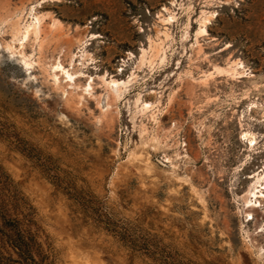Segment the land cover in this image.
<instances>
[{
    "label": "rangeland",
    "instance_id": "374dc122",
    "mask_svg": "<svg viewBox=\"0 0 264 264\" xmlns=\"http://www.w3.org/2000/svg\"><path fill=\"white\" fill-rule=\"evenodd\" d=\"M1 200L39 264H264V0H0Z\"/></svg>",
    "mask_w": 264,
    "mask_h": 264
},
{
    "label": "trees",
    "instance_id": "16d2710c",
    "mask_svg": "<svg viewBox=\"0 0 264 264\" xmlns=\"http://www.w3.org/2000/svg\"><path fill=\"white\" fill-rule=\"evenodd\" d=\"M0 226L7 227L14 233V235L6 234L11 240V245L19 257L18 259L13 260V262L18 261V264H39L34 258V252L38 251V247L35 246L33 237L17 227L22 226V223L18 218L12 217L11 215L7 216L3 210L2 200L0 201ZM3 235H5L4 232ZM0 264H9L8 258L0 255Z\"/></svg>",
    "mask_w": 264,
    "mask_h": 264
},
{
    "label": "bare ground",
    "instance_id": "6f19581e",
    "mask_svg": "<svg viewBox=\"0 0 264 264\" xmlns=\"http://www.w3.org/2000/svg\"><path fill=\"white\" fill-rule=\"evenodd\" d=\"M165 9H166V8H165ZM166 10H167V9H166ZM166 12H168V11H166ZM37 16H38V15H37ZM37 16H36V17H37ZM41 17H42V16H41ZM34 18H35V17H34ZM54 20H55V19H54ZM54 20H53V22H54ZM35 21H36V20H35ZM41 21H42V20H41ZM166 21H167V20H166ZM31 22H32V21H31ZM37 22H38V21H36V23H37ZM39 22H40V21H39ZM57 22H58V21H57ZM40 23H41V22H40ZM13 24H14V23H13ZM13 24H12V25H13ZM31 24H32V23H31ZM56 24H59V23H56ZM18 25H19V23H18ZM29 25H30V24H29ZM32 25H34V24H32ZM13 26H14V25H13ZM13 26H12V27H13ZM19 26H20V25H19ZM20 27H21V26H20ZM36 27H37V26H36ZM38 27H40V25H39ZM54 27H55V25H54ZM13 28H14V27H13ZM16 28H17V27H16ZM16 28H15V29H16ZM24 28H25V27H24ZM37 30H38V29H37ZM13 31H14V30H13ZM21 31H22V30H21ZM28 31H29V30H28V26H26V28H25V30H24V33H23L24 36L28 33ZM30 32H32V31H30ZM34 33H36V29H35V28H34ZM40 33H41V31H40ZM40 33H39V34H40ZM20 34H21V33H20ZM23 34H22V35H23ZM31 34L33 35V33H31ZM15 35H16V34H15ZM42 35H43V34H42ZM30 36H31V35H30ZM38 36H39V35H38ZM27 37H28V36H27ZM28 38H29V37H28ZM33 40H34V39H33ZM35 40H36V39H35ZM35 40H34V41H35ZM40 40H41V39H40ZM40 40H39V41H40ZM41 42H42V41H41ZM14 43H15V42H14ZM21 43H22V42H21ZM38 43H39V42H38ZM38 43H37V45H38ZM42 44H43V43H42ZM22 45H24V44H22ZM7 46H8V45H7ZM10 46H11V44H10ZM39 46H40V45H39ZM14 47H15V46H14ZM20 47H21V46H20ZM23 47H24V46H23ZM153 47H155V46H153V45L150 46L151 49H153ZM12 48H13V47H12ZM15 48H16V47H15ZM15 48H14V49H15ZM155 48H157V47H155ZM18 49H19V48H18ZM158 50H159V46H158L156 52H158ZM18 51L20 52V50H17V52H18ZM145 51H146V50H145ZM156 52H155V53H156ZM22 53H23V52H22ZM25 55H28V54H25ZM144 55H145V52H143V56H142L143 60H144V57H145ZM29 56H30V55H29ZM29 56H28V57H29ZM85 56H86V55H85ZM151 56H152V55H151ZM154 57H155V56H154ZM24 58H25V57H24ZM145 58H146V57H145ZM151 58H152V57H151ZM24 62H25V61H24ZM29 62H30V60H29ZM60 62H61V61H60ZM55 63H56V62H55ZM152 63H153V62H152ZM27 64H28V63H27ZM53 64H54V63H53ZM29 65H30V64H29ZM61 65H62V63H61V64L57 63L56 65H54V67H55V69H57V70H58V68H61V70H66V69H67V68H66V69H63V67H62ZM239 65H240V64H239ZM44 67H45V66H44ZM49 68H50V67H49ZM45 69H46V68H45ZM45 69H44V70H45ZM233 69H234V68H233ZM73 70H74V69H73ZM237 70H238V69H237ZM237 70H236V71H237ZM46 71L48 72V70H46ZM60 72H61V71H60ZM71 72H73V71H71ZM244 72H245V71H244ZM62 73H63V71H62ZM64 73H65V75L67 74L70 78H72V77H71V74H70L68 71H65ZM73 73H74V72H73ZM237 73H238V72H237ZM59 74H60V73H59ZM57 75H58V74H57V72H56L53 76H55V78H59V77H57ZM60 75H61V74H60ZM60 75H59V76H60ZM62 75H64V74H62ZM48 76H49V75H48ZM50 77H51V75H50ZM61 77H62V76H61ZM63 77H64V76H63ZM51 78H52V77H51ZM59 79H60V78H59ZM59 79H58V80H59ZM103 80H104V79H103ZM68 81H69V79H68ZM54 82H55V81H54ZM112 83H116V80H115V79H112V80L108 81V82H107V85H110V84H112ZM56 84H57V83H56ZM58 84H59V82H58ZM58 84H57V85H58ZM66 84H68V83H66ZM70 85H71V84H70ZM117 85H118V84H117ZM68 86H69V85H68ZM71 86H72V85H71ZM58 87H60V86L58 85ZM75 87H76V86H75ZM88 87H90V86L88 85ZM106 87H107V86H106ZM117 87H118V86H117ZM107 88H108V87H107ZM85 90H86V89H85ZM108 91L110 92L109 88H108ZM118 91H119V90H118ZM117 96H118V95H117ZM119 96H120V95H119ZM252 141H253V140H252ZM260 179H261V178H260ZM251 191H252V190H251ZM249 193H250V192H249ZM247 201H249V200H247Z\"/></svg>",
    "mask_w": 264,
    "mask_h": 264
}]
</instances>
